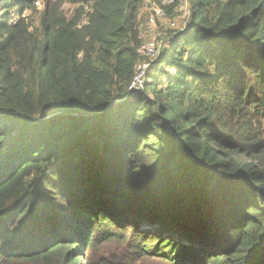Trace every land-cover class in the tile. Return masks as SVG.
<instances>
[{
  "label": "trees",
  "instance_id": "1",
  "mask_svg": "<svg viewBox=\"0 0 264 264\" xmlns=\"http://www.w3.org/2000/svg\"><path fill=\"white\" fill-rule=\"evenodd\" d=\"M148 1L0 0V264H264V0H187L140 96Z\"/></svg>",
  "mask_w": 264,
  "mask_h": 264
},
{
  "label": "rangeland",
  "instance_id": "2",
  "mask_svg": "<svg viewBox=\"0 0 264 264\" xmlns=\"http://www.w3.org/2000/svg\"><path fill=\"white\" fill-rule=\"evenodd\" d=\"M43 1L44 0H39L40 5H36L38 8V12H41L43 10ZM152 3H157L158 2H153L149 0L148 2H145L143 4L142 10H141V39H142V45L147 44V43H152L155 42L160 48L163 47L164 45L167 44V40L169 37V34L173 31L170 29V24L176 20L178 14L174 10H167L165 9V15L163 17L156 18V22L154 26H149V18L152 15V12L150 10ZM75 6H70L65 4L63 6V10L67 12L68 14H71L74 10ZM71 16V15H70ZM189 21V20H188ZM188 21H178L179 28L182 29L185 27L186 23ZM140 96L146 94V91H144V88L139 91ZM114 247V246H112ZM111 247V248H112ZM114 253L113 255H110L107 261H109L112 264H158L157 261H154L152 259H141V260H134L132 261V256L131 254L123 247L120 249H115L113 250ZM109 252L105 255L104 257H107ZM87 253H84L85 260L83 261L86 263L87 261Z\"/></svg>",
  "mask_w": 264,
  "mask_h": 264
},
{
  "label": "built area",
  "instance_id": "3",
  "mask_svg": "<svg viewBox=\"0 0 264 264\" xmlns=\"http://www.w3.org/2000/svg\"><path fill=\"white\" fill-rule=\"evenodd\" d=\"M163 7L175 6V11L178 16L175 21L170 24L171 30H181L178 25V21H188L191 16V10L187 0H160ZM152 15L149 18V26H154L156 18L163 17L165 15V10L158 5H151L150 8ZM188 23V22H187ZM186 23V25H187ZM185 25V26H186ZM162 48V47H161ZM155 42L147 43L141 45L139 49V54L142 60L139 62L136 68L135 78L130 86V91H133V95L139 94V91L145 88V80L147 76L148 69L153 60H155L161 49Z\"/></svg>",
  "mask_w": 264,
  "mask_h": 264
},
{
  "label": "water",
  "instance_id": "4",
  "mask_svg": "<svg viewBox=\"0 0 264 264\" xmlns=\"http://www.w3.org/2000/svg\"><path fill=\"white\" fill-rule=\"evenodd\" d=\"M51 117H53V115H48V116L45 117V119H50ZM72 117L75 118V117H78V116L76 115V116H72Z\"/></svg>",
  "mask_w": 264,
  "mask_h": 264
}]
</instances>
